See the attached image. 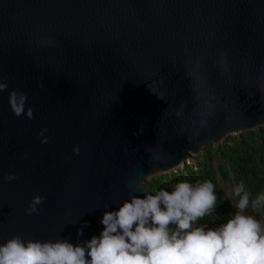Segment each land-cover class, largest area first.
Wrapping results in <instances>:
<instances>
[{
  "label": "water",
  "instance_id": "1",
  "mask_svg": "<svg viewBox=\"0 0 264 264\" xmlns=\"http://www.w3.org/2000/svg\"><path fill=\"white\" fill-rule=\"evenodd\" d=\"M0 83V243L83 242L150 178L264 127V0H0Z\"/></svg>",
  "mask_w": 264,
  "mask_h": 264
},
{
  "label": "clouds",
  "instance_id": "2",
  "mask_svg": "<svg viewBox=\"0 0 264 264\" xmlns=\"http://www.w3.org/2000/svg\"><path fill=\"white\" fill-rule=\"evenodd\" d=\"M219 63L223 76L227 58ZM6 88V83H0V91ZM195 99L204 113L219 103L215 95L204 99L197 93ZM10 104L17 116L24 115L26 95L12 92ZM26 115L34 119V110L27 108ZM47 131L45 127L39 133L42 143H48ZM73 151L78 154L79 147ZM16 178L12 173L5 180ZM44 201L36 195L26 213L38 214ZM217 201L212 181H179L171 190L132 195L116 210L105 211L100 234L83 242L13 236L0 243V264H264V220L248 212L264 206V194L252 200L240 183L231 194L235 214L215 227L201 224L216 212ZM85 227L87 222L78 230L79 236Z\"/></svg>",
  "mask_w": 264,
  "mask_h": 264
},
{
  "label": "trees",
  "instance_id": "3",
  "mask_svg": "<svg viewBox=\"0 0 264 264\" xmlns=\"http://www.w3.org/2000/svg\"><path fill=\"white\" fill-rule=\"evenodd\" d=\"M206 161L201 163V169L193 173L192 167H186V172L175 170L171 178L164 175L160 178L148 181L147 186L152 192L165 188H171L179 181L188 180L198 182L210 180L216 188L218 196L217 209L213 214L204 217L200 223L208 227H215L220 223L227 222L235 214L236 209L232 207L229 198H222L223 192L217 185L220 178L230 183L234 188L236 185L243 183L245 190L255 200L261 194H264V127L245 132L236 138L229 136L217 150L213 145L205 149ZM218 158L219 166H214V160ZM184 168V169H185Z\"/></svg>",
  "mask_w": 264,
  "mask_h": 264
},
{
  "label": "rangeland",
  "instance_id": "4",
  "mask_svg": "<svg viewBox=\"0 0 264 264\" xmlns=\"http://www.w3.org/2000/svg\"><path fill=\"white\" fill-rule=\"evenodd\" d=\"M245 133V132H244ZM241 134H243V133H241ZM238 135H240V134H233V135H231L233 138H236ZM229 137V136H228ZM227 137V138H228ZM226 138V139H227ZM226 139H224L221 143H219V144H210V145H213V147H214V149L215 150H217L218 149V147L226 140ZM207 146H209V145H207ZM207 146L199 153V154H197V155H194L193 157H191L188 161H187V163H186V167H192L193 168V173L194 172H196V171H199L200 169H201V163H204L205 161H206V158H205V156H206V153L208 152V151H206L205 149L207 148ZM218 158L217 159H215L214 160V166L215 167H217V166H219V163H218ZM185 167H181V168H179L178 170H180V171H182V172H180V173H184V172H186L187 170H186V168L184 169ZM184 171V172H183ZM174 171H171V172H169V173H167V174H158V175H156V176H154V177H152V178H150L148 181H151V180H154V179H156V178H160L161 176H164V175H167V176H169V178H171L172 177V175H174L175 173H173ZM176 172V171H175ZM217 185H218V187H219V189L223 192V195H222V198H229L230 200H231V194H232V190L234 189L233 187H232V185L229 183H227L226 181H224L223 179H219V180H217ZM222 211H220V212H218V213H221ZM248 212H249V214H252V215H254L257 219H260V220H264V206H262V207H259V208H257V209H255V210H253V209H251V208H249L248 209ZM218 213L217 214H213V215H215V216H217L218 215Z\"/></svg>",
  "mask_w": 264,
  "mask_h": 264
},
{
  "label": "bare ground",
  "instance_id": "5",
  "mask_svg": "<svg viewBox=\"0 0 264 264\" xmlns=\"http://www.w3.org/2000/svg\"><path fill=\"white\" fill-rule=\"evenodd\" d=\"M182 167V166H181Z\"/></svg>",
  "mask_w": 264,
  "mask_h": 264
}]
</instances>
